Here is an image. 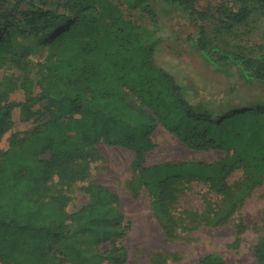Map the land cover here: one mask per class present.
Wrapping results in <instances>:
<instances>
[{
    "label": "trees",
    "instance_id": "16d2710c",
    "mask_svg": "<svg viewBox=\"0 0 264 264\" xmlns=\"http://www.w3.org/2000/svg\"><path fill=\"white\" fill-rule=\"evenodd\" d=\"M69 13L39 7L26 15L22 31L54 29L57 19L68 23L53 35L50 53L42 63L47 78L39 95L10 100V75L0 81V135L13 125L16 108L32 109L47 101L56 115L36 129L23 145L15 136L0 160L1 264H125L128 249L118 242L131 223L120 207V195L108 186L89 182L83 188L89 201L68 210V195L54 192L51 182L70 185L89 178L96 145L123 146L135 152L139 174L133 180L138 194L150 190L166 235L203 224L222 226L232 220L250 193L264 183V107L232 109L214 116L198 110L175 77L155 60L154 33L141 28L113 0H64ZM190 9L200 21L199 34L188 41L215 65L231 62L248 81L264 83V46L244 42L242 26L264 0L239 8L220 4L202 9L199 0H165ZM132 7L141 4L127 0ZM62 6H64L62 4ZM154 22L157 17L152 15ZM56 29V28H55ZM8 27H0V69L15 63L26 69ZM195 150H224L213 162L181 161L147 165L160 125ZM241 171V177L230 178ZM192 183L207 184L204 207H186L182 199ZM246 225L236 223L239 241ZM111 243V247L101 245ZM264 264V234L255 246ZM179 258L180 255H174ZM198 264H228L218 252L206 253Z\"/></svg>",
    "mask_w": 264,
    "mask_h": 264
},
{
    "label": "rangeland",
    "instance_id": "374dc122",
    "mask_svg": "<svg viewBox=\"0 0 264 264\" xmlns=\"http://www.w3.org/2000/svg\"><path fill=\"white\" fill-rule=\"evenodd\" d=\"M113 1L119 4L127 18L154 33L157 64L175 77L183 87L185 97L198 110H208L217 116L232 109L264 107L263 82L246 80L231 62L220 66L210 63L191 46L188 37L199 34L200 21L190 9L165 0H138L141 4L137 7L130 6L127 0ZM244 2L250 0H199L198 6L215 11L223 3L236 9ZM39 7L69 13V6L64 0H0V27L10 29L15 50L27 61L26 69L15 63L0 69V81L5 75L13 79L7 86L10 100L25 101L40 94L47 83L42 63L46 62L50 53L48 41L68 23L67 18H61L54 23L56 29L24 33L22 25L26 15ZM153 14L157 22H154ZM242 31L246 44L264 46V9L255 12L242 26ZM55 115V107L47 101H41L29 110L16 108L12 127L0 135V160L12 143L17 141L25 145L33 131L44 128ZM13 136L17 139L14 142ZM153 140L155 147L147 154V165L192 160L213 162L226 156L224 150L192 149L162 124L154 133ZM96 149L100 156L94 158L88 179L64 185L55 176L51 182L52 190H62L68 195L67 208L71 212L89 201V193L83 188L89 182L102 183L120 195V207L131 223L126 236L118 241L128 249L129 257L125 264H198L202 256L212 251L220 253L228 264H258L254 251L264 234V183L250 193L227 224H203L171 239L158 218L150 190L142 187L138 194L133 190V180L140 172L135 164V152L106 143L96 145ZM241 174L237 171L230 178L231 183L238 180ZM205 194L212 195L207 184L192 183L182 202L186 207L202 209ZM240 221L246 227L237 241L236 223ZM111 245L106 243L101 247L109 248ZM176 254L180 257L175 258ZM103 264L114 263L107 260Z\"/></svg>",
    "mask_w": 264,
    "mask_h": 264
}]
</instances>
